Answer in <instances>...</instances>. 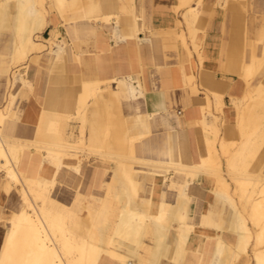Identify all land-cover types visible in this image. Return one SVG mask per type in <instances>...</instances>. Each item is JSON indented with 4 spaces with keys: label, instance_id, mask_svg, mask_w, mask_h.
Returning <instances> with one entry per match:
<instances>
[{
    "label": "crops",
    "instance_id": "0c3cea01",
    "mask_svg": "<svg viewBox=\"0 0 264 264\" xmlns=\"http://www.w3.org/2000/svg\"><path fill=\"white\" fill-rule=\"evenodd\" d=\"M77 8L83 9L81 13H75ZM47 9V24L36 38L45 48L33 52L26 62L14 68L12 57L19 17L15 2L5 14L0 35L5 28L12 27L13 38L11 60L3 61L5 55L0 53V75H10L5 106L0 111L5 113L11 105L13 73L19 70L29 82L21 87L13 103L15 116L8 121L5 134L13 139L35 140L44 111L62 113L67 110L74 116L86 90H94L97 85L102 90L111 87L118 93L129 134L140 136L151 132L135 149L139 159L199 166L215 146V157L223 168L221 175L227 174L231 180L222 175L229 184L225 189L215 173L190 176L167 166L133 163L140 205L146 203L148 207L150 200L151 212L157 214L159 203L171 207L182 197V207L178 210H183L191 232L180 264H212L220 241L225 244V257L219 264H254L256 234L261 230L254 225L252 217L254 203L264 189V140L253 144L261 134L256 133L251 124L244 130L239 129L236 103L252 94L259 108L255 115L264 121V67L261 68L264 58L259 61L255 58L264 56V0H67L63 14L50 1ZM192 13L196 16L190 21ZM130 37L134 43L126 40ZM261 40L263 43L258 44ZM257 62L258 68H255ZM27 64L31 68L29 74L23 72ZM254 69L259 71L256 78ZM250 70L253 75L247 79L246 73ZM217 97L222 98L223 106H217ZM209 105L217 130L211 125L212 118L203 111ZM90 110V121L99 123L104 119V114ZM79 122L73 126V131L70 124L68 134L81 136V120ZM158 130L163 132L155 133ZM89 136L87 130L86 137ZM247 137L253 139L240 159L239 168L245 171L241 180L248 184L249 190L255 189L250 202L242 197L240 181L232 168L233 158ZM223 144L228 147V153L222 151ZM35 154L39 165L54 164L50 157L43 161V155L48 154L46 150ZM35 161L31 157L28 167L25 160L22 163V169L27 170L30 177H37L40 172H31L36 169ZM75 164L76 161H70V167L53 178L56 184L51 195L70 210H78L79 213L74 212L78 216L94 222L100 214L107 216L112 206L109 202L105 208L100 199L108 197L109 201L115 195L113 204L121 207L124 205L119 201L125 202L132 196L130 192L129 196L121 193L122 188L127 189L120 179L115 182L116 167L112 162L89 157L84 160L81 175L73 170ZM52 172L47 169L48 176ZM5 181L2 173L0 253L9 230V219L21 207L20 201L5 217V225L2 218L6 210H10L13 192L18 191L6 194ZM184 184L186 188L181 186ZM118 195L119 201L116 200ZM228 196L242 212L253 236L248 253L238 258L233 253L240 244L236 231L238 217ZM133 206L136 207V202ZM138 206L140 211L147 208ZM153 223L149 221L150 226ZM178 225L179 222H174L166 231L170 249ZM145 239H148L146 244L154 245L153 236L144 238L143 242ZM257 249L264 250V247ZM100 264L121 263L104 258ZM158 264H173L172 251L169 250Z\"/></svg>",
    "mask_w": 264,
    "mask_h": 264
},
{
    "label": "bare ground",
    "instance_id": "6f19581e",
    "mask_svg": "<svg viewBox=\"0 0 264 264\" xmlns=\"http://www.w3.org/2000/svg\"><path fill=\"white\" fill-rule=\"evenodd\" d=\"M49 1L61 14L67 10V0H0V30L4 24L5 14L10 10V4L15 2L19 9L12 68L26 62L33 52L45 48L43 44L36 41V38L47 24ZM195 16L194 13L190 14L189 20L192 21ZM126 40L129 43L135 42L132 37ZM25 68L28 69L29 64ZM252 75L251 70L247 71L246 78L250 79ZM11 83V105L6 108L5 113L0 111V175L4 173V177L7 178L3 185L6 194H10L14 190L19 191L21 207L9 219V230L0 253V264H100L104 258H111L121 264H158L163 256H167L169 250L173 253V264H180L184 258L185 242L191 232V227L186 223L182 213L183 210H178L182 207V197L177 205L171 207L166 203H159L157 214L151 212L153 205L150 200H148L146 209L138 210L133 206V203L140 202L137 200L139 185L134 180L137 174L133 172L132 166L134 162H144L157 167L174 168L190 176L215 173L218 174L220 186L228 189L229 184L221 175V164L215 157L217 155L215 146L212 147L210 156L199 166H187L173 161L139 159L135 149L138 144L151 135V132L140 136H131L128 132L127 121L120 111L117 91L111 87L102 90L99 85L94 90H86L82 94L77 106V113L74 116H71L67 110L62 113L44 111L36 139L24 140L23 143H19L17 139L10 138L5 134V128L8 121L15 116L13 103L18 97L21 87L29 82L26 75L17 70L13 73ZM107 95H109L108 98ZM217 98V106H223L222 98ZM92 99L93 101H91ZM254 100L255 97L249 94L236 103L238 106V127L240 130H244L246 125L251 124L255 132L261 134L253 144H258V142L261 144L264 140V121H260L255 115L259 108ZM91 108L96 113L104 114V119L101 122L96 123L88 119ZM210 108L209 105L203 111L206 116L212 118L214 123L210 124L214 130H217L216 119L212 117ZM74 119H79L82 123L81 136L77 138L73 132L71 135L67 132ZM141 120L143 121V119ZM87 130L90 133L89 137H86ZM66 137L72 140H68ZM252 139L251 137L245 138L244 144L232 161L233 173L240 181L241 195L248 202L254 197L255 189L249 190L248 184L241 180L245 176V171L241 170L239 166L240 159ZM221 148L224 153L229 152L225 144ZM43 150L48 153L43 155L44 162L49 157L54 158L56 162L44 167L43 172L40 173V171L37 177L28 176L27 170L22 169L23 161L25 160L28 167L31 156L36 151ZM92 156L105 161L109 159L116 167L115 182L120 179L127 189L122 188L121 193L125 192L128 196V192L132 194L125 201L124 206L110 205L107 216L100 214L94 222L78 216L70 210V207L57 202L51 195L56 184L53 178H56L64 170V168H60V164L63 163L67 169L70 167V161H76L78 165L79 160L84 163L85 159ZM84 157L87 158L83 159ZM74 166L73 170L81 175L83 167L75 168ZM47 169H52L51 176H48ZM181 186L186 188V184ZM260 195V199L254 203L252 217L254 225L261 230L256 234L254 264H264V250L257 249L264 247V189L260 191ZM227 198L238 217L236 231L240 235V244L236 251H232L234 257L238 258L241 254L248 253L253 236L242 212L238 210L229 196ZM107 199H100L105 208L109 203ZM116 200H120V198L116 197ZM149 221L154 222L153 226H150ZM174 222H179V225L172 238L173 245H171L173 247L170 249L166 243L168 235L166 231L172 227ZM148 236H153L155 240L153 246L143 242V239ZM219 245L216 259L212 264H219L225 257V244L220 241Z\"/></svg>",
    "mask_w": 264,
    "mask_h": 264
},
{
    "label": "rangeland",
    "instance_id": "374dc122",
    "mask_svg": "<svg viewBox=\"0 0 264 264\" xmlns=\"http://www.w3.org/2000/svg\"><path fill=\"white\" fill-rule=\"evenodd\" d=\"M83 9H80V11L78 10V8L76 9V11H75V13L77 14L78 12H80L81 13V11H82ZM46 36H48V34H45ZM12 38H13V32H12V27L11 28H5L3 31H2V34L0 35V53L1 54H3V55H5V57H3V61H6V62H9L10 60H11V52H12ZM258 43V42H257ZM263 43V40H261V42H259L258 44H262ZM52 54V53H51ZM255 58H256V60L257 61H259V60H261V59H263L264 58V56L262 57V58H258V57H256L255 56ZM264 67V63H263V65L261 66V68H263ZM255 68H258V62L257 63H255ZM30 69L31 68H28L27 70H24L23 72H26L27 74H29V71H30ZM259 70V69H258ZM259 76V71H257V69L255 70L254 69V78H256V77H258ZM10 78V75H8V74H2V75H0V108H2V107H4L5 106V99H6V95H7V92H8V86H9V81H8V79ZM90 122V121H89ZM79 120L77 121V120H73V122L72 123H70L71 124V126H70V131L72 130L73 131V126H75V125H79ZM96 123H98V122H96ZM173 124H174V121H173ZM161 132H163L162 130L160 131V130H158V131H156L155 133H157V134H160ZM80 135H81V133H80ZM68 140H70V138H68V137H66ZM75 140H76V138H75ZM17 141L19 142V143H23L24 142V140H21V139H17ZM86 154H87V152H86ZM81 155H83V154H81ZM84 156V155H83ZM32 158H34V159H36V161L34 162L35 164H36V169H34V170H32L31 172H33V174H34V172H37V171H41L40 173H42L43 172V170H44V166L43 165H39V162L37 161V155L36 154H33L32 156H31ZM50 158H52V157H50ZM86 157H84L83 159H85ZM52 161L55 163L56 161H55V159L54 158H52ZM106 161H109V162H111L109 159H106ZM48 162H51V160H49ZM33 163V164H34ZM82 163V164H81ZM32 164V165H33ZM31 165V166H32ZM83 165V162H81L80 160H79V163H78V165L77 164H75V168L77 167V166H82ZM60 166V168L62 167V168H65L66 166L62 163V164H60L59 165ZM74 168V169H75ZM41 169V170H40ZM222 170H223V168H221ZM4 174V173H3ZM32 174V173H31ZM222 175H224V176H226V178H228L229 179V176L227 175V174H223L222 173ZM5 179H7L6 177H5ZM164 179V178H163ZM230 180V179H229ZM231 181V180H230ZM232 186V185H231ZM229 192L231 193V187H230V189H229ZM102 193H104V191H102ZM129 193V192H128ZM118 198H119V195L117 196ZM115 198V195L114 196H112L111 198H110V200H109V202L112 204V205H114L113 204V199ZM12 199H13V202H12V204L9 206V209L10 210H6L7 211V213H6V215L4 216V218H2L3 220H4V223H5V225L7 224V220H6V218L5 217H7L10 213H11V211H13V209L15 208V206L17 205L18 206V204L20 203V195H19V193H18V191H15V192H13V194H12ZM119 201V200H118ZM122 205H125V203L126 202H121V201H119ZM139 205V206H138ZM144 207V208H146L147 207V204L146 203H144V204H142V205H140V203H136V207ZM73 212H77V213H79V211L78 210H73ZM107 213V212H106ZM146 242H148V239H145V243Z\"/></svg>",
    "mask_w": 264,
    "mask_h": 264
}]
</instances>
